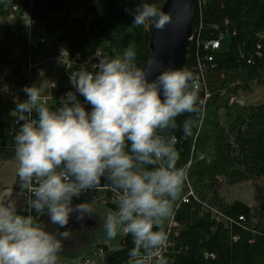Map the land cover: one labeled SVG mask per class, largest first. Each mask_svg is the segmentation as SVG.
I'll return each mask as SVG.
<instances>
[{
	"label": "clouds",
	"instance_id": "clouds-1",
	"mask_svg": "<svg viewBox=\"0 0 264 264\" xmlns=\"http://www.w3.org/2000/svg\"><path fill=\"white\" fill-rule=\"evenodd\" d=\"M125 11L132 27L152 21L162 29L170 22L148 0ZM66 53L60 50L59 62ZM136 55L132 42L112 55L97 48L96 63L69 73L72 89L54 106L43 98L55 87L43 69L38 83L22 88L27 98L15 105L22 122L14 135L18 193L27 190L30 210L46 215L57 231L0 200V264H57L69 225L89 230L97 212L91 202L74 200L101 188L102 179L110 182L114 206L102 214V227L109 238L131 237L126 264H167L165 223L188 178L187 168L178 166L175 130L188 137L199 126L191 117L178 124L177 117L201 112L204 99L187 67L170 61L152 73Z\"/></svg>",
	"mask_w": 264,
	"mask_h": 264
},
{
	"label": "trees",
	"instance_id": "trees-1",
	"mask_svg": "<svg viewBox=\"0 0 264 264\" xmlns=\"http://www.w3.org/2000/svg\"><path fill=\"white\" fill-rule=\"evenodd\" d=\"M162 0H148L157 6ZM140 0H2V13L10 4L19 17L43 23L46 33L67 45L71 53L87 56L97 48L112 55L132 42L138 65L151 57L153 22L132 27L125 9ZM85 11L76 18L72 12ZM224 35L221 49L212 55L203 44ZM184 67L201 83L202 111L177 117L197 119L198 128L185 137L178 127V166L188 178L165 223L168 235L163 257L167 264H264V194L255 187L256 205L227 203L223 184L233 186L264 179V104L231 103L236 95L264 86V0H196ZM25 25L0 27V162L12 161L14 135L19 127L15 105L23 101L22 88L31 86L25 70L32 51ZM228 47L226 50L225 48ZM62 87L51 105L58 103ZM85 191L79 201H102L113 208L110 182ZM17 187V181L16 186ZM22 192L24 207L31 211ZM187 200L188 202H184ZM133 247L124 235L117 250L103 248L102 264H126Z\"/></svg>",
	"mask_w": 264,
	"mask_h": 264
},
{
	"label": "rangeland",
	"instance_id": "rangeland-1",
	"mask_svg": "<svg viewBox=\"0 0 264 264\" xmlns=\"http://www.w3.org/2000/svg\"><path fill=\"white\" fill-rule=\"evenodd\" d=\"M177 0H162L158 4V8L170 13L172 7ZM2 0H0V21L1 19H6V21L11 22L13 25H25L28 22V14L23 17H19L17 12L14 13V19L9 20L8 13H2L1 8ZM11 5L7 4L6 8L11 12ZM5 15V16H4ZM72 16L76 18H81L85 16V11H75L72 12ZM5 17V18H2ZM159 29L152 27L151 44H153L157 32ZM32 34L35 36L33 42V47L30 55V60L32 64H37L38 62L53 57L58 49L67 48L66 44L56 42L51 36H49L45 31V26L40 23L36 27ZM45 38L48 40V44H40L39 40ZM226 50L228 47L225 48ZM46 78H54L57 76V71L55 69H50L45 72ZM40 80L35 74L32 73L30 78L31 85L38 83ZM237 101L247 106H256L264 104V86L263 85H253L250 92H242L236 95ZM17 181L16 176V161L0 162V200L7 202L11 200L17 207V211L20 214L27 215L28 212L25 210L23 203L22 192L18 193V188H15ZM255 187H259L261 192L264 194V179L257 180L255 182H245L233 186H228L223 184L221 189V196L227 203H233L236 201L243 202L251 207L256 205L255 201ZM6 191V192H4ZM75 203L85 202L74 200ZM97 212L94 214L93 220L96 223L95 228L87 232H79L71 230L70 238L64 242L63 249L59 253L57 264H83L84 261H89L90 264H102L103 257L99 254L101 249L107 248L109 251L117 250L124 234H118L115 238H109L105 234L102 227V214L107 213L112 208L104 204L102 201L93 200L90 201ZM38 219L43 220L46 225L47 230L56 232L57 227L51 224L46 215H38Z\"/></svg>",
	"mask_w": 264,
	"mask_h": 264
},
{
	"label": "water",
	"instance_id": "water-1",
	"mask_svg": "<svg viewBox=\"0 0 264 264\" xmlns=\"http://www.w3.org/2000/svg\"><path fill=\"white\" fill-rule=\"evenodd\" d=\"M196 12V0H177L172 7L169 17L170 22L159 29L156 38L151 44V57L146 64L148 71L155 73L161 67H167L174 61V67H184L192 25ZM89 230H81L79 225L70 224L71 230L87 232L95 228L93 219L87 221Z\"/></svg>",
	"mask_w": 264,
	"mask_h": 264
},
{
	"label": "built area",
	"instance_id": "built-area-1",
	"mask_svg": "<svg viewBox=\"0 0 264 264\" xmlns=\"http://www.w3.org/2000/svg\"><path fill=\"white\" fill-rule=\"evenodd\" d=\"M16 12H17V9L16 8H12V10L10 12V16L13 17L14 13H16ZM38 25H39L38 22H32L30 20H28V22L25 24V26L27 27V29L29 31V39H30V42L32 43V46H34L32 41H34V37H35L32 34V31L36 27H38ZM224 38H225L224 35L221 34L217 38L208 40V41H206L203 44L204 50L206 52L210 53L209 58H208L209 61L212 60V55L214 53L218 52L221 49L222 42L224 41ZM192 39H193V37L191 36L190 37V41ZM39 43L40 44H48L49 42H48L47 39L41 38L39 40ZM61 49H58L56 54L53 57L46 58V59L38 62L37 64H32L31 63V60H30L31 52H30L29 53V60H28V63H27V66H26V70H25V73L29 77V79L31 78L32 73L40 78V76H39V70L40 69H43L44 72H46L47 70H50V69H55L57 71V76L56 77L48 78V79H50V80L55 82V87L50 89V90L46 89L45 93L43 94V98L45 100H47L49 105L52 104L55 92L57 90H59L60 87H62V89H63L62 92H61V96L64 93H66L68 90L72 89V86L69 83V73L71 71L75 70L81 64H87V65L90 66V65L96 63V58H95L96 50L93 51L92 53H90L87 56H83L81 53H71L68 48H63L67 52L65 54V57H64V63L59 62L58 61V57L60 55V50ZM73 91H74V89H73ZM79 98L81 100H83L82 97H79ZM233 102H237L240 105H243L242 103L237 101L236 98H233L231 100V103H233ZM17 183H18V180H17ZM83 194H85V191L81 193V196H80V198L77 201H79L81 199ZM24 196L28 199V197L30 196V193L27 191ZM184 202H188V201L184 200ZM28 214H30V213L28 212ZM99 254L103 257L104 250L101 249L99 253H96V255H99ZM83 264H90V262L87 260V261H84Z\"/></svg>",
	"mask_w": 264,
	"mask_h": 264
},
{
	"label": "crops",
	"instance_id": "crops-1",
	"mask_svg": "<svg viewBox=\"0 0 264 264\" xmlns=\"http://www.w3.org/2000/svg\"><path fill=\"white\" fill-rule=\"evenodd\" d=\"M7 6V5H6ZM6 6H5V12L6 13H8V18H9V20H12V19H14V17H11L10 16V14H9V10L6 8ZM11 8V10H12V8L13 7H10ZM5 13V14H6ZM5 16V15H4ZM2 18H5V17H2ZM28 19H29V17H28ZM13 24L11 23V22H8V21H6V19H5V21H4V19H1V21H0V27H9V26H12ZM4 192H6V191H4ZM23 196V195H22ZM23 198V197H22ZM23 200V199H22ZM23 203H24V201H23Z\"/></svg>",
	"mask_w": 264,
	"mask_h": 264
}]
</instances>
